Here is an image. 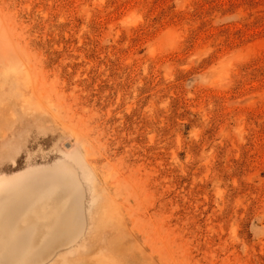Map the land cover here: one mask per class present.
Masks as SVG:
<instances>
[{
	"label": "rangeland",
	"instance_id": "1",
	"mask_svg": "<svg viewBox=\"0 0 264 264\" xmlns=\"http://www.w3.org/2000/svg\"><path fill=\"white\" fill-rule=\"evenodd\" d=\"M0 264H264V0H0Z\"/></svg>",
	"mask_w": 264,
	"mask_h": 264
}]
</instances>
